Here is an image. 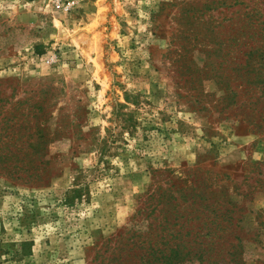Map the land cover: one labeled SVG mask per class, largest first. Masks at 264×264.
<instances>
[{
  "label": "rangeland",
  "instance_id": "1",
  "mask_svg": "<svg viewBox=\"0 0 264 264\" xmlns=\"http://www.w3.org/2000/svg\"><path fill=\"white\" fill-rule=\"evenodd\" d=\"M262 93L264 0H0V264H264ZM194 180L241 209L188 253Z\"/></svg>",
  "mask_w": 264,
  "mask_h": 264
},
{
  "label": "trees",
  "instance_id": "2",
  "mask_svg": "<svg viewBox=\"0 0 264 264\" xmlns=\"http://www.w3.org/2000/svg\"><path fill=\"white\" fill-rule=\"evenodd\" d=\"M180 62L182 65L181 67L184 66L186 68L183 69V71L180 69L181 67L178 68V73L181 72L182 74L187 75L193 72V67L187 65L184 57ZM176 78L182 79L180 74H176ZM262 94H260L259 97H256L255 102L259 101ZM233 95L238 96L239 94L238 92H233ZM227 96L228 95H226V97L223 99L225 100ZM226 100L229 101V98ZM260 116L263 117L262 114ZM261 122L262 121L255 122L252 131L255 129L257 130L259 126L261 127ZM262 172L263 171H261L259 174ZM193 182L196 184L195 180ZM199 184H196L194 188H187L172 182L170 186L165 188L164 194L159 193V201L156 203L157 207L159 203H166V207L160 208L159 214L156 215L154 219L159 221V227L163 225L165 229L171 230L169 233L171 237H176L172 233V231H176L174 227L180 225L187 228L185 235L191 238H189L187 241L183 240L182 244L187 249L188 253H190L191 250L186 243H194L196 241L195 238L197 235L213 237L217 231L228 232L229 230H232L233 227H231V225L233 224L234 217L241 209L236 204L228 202L226 199H223L220 196L216 198L210 192L209 185L201 184V182ZM75 192H79V190H76ZM155 194L156 193L151 194V199L155 200ZM242 219L243 216L240 213L237 221L240 222ZM239 226L242 227L241 225ZM178 233L183 235L184 228H180ZM193 236H195V238H193ZM147 237L149 238L148 245L146 244L144 247L147 248L146 253L148 254L146 255H148V261L150 258L154 259L156 254L163 253L164 250L159 247L156 238H152L150 235ZM170 252H172V254L177 253V247H171ZM165 254L167 255L168 253Z\"/></svg>",
  "mask_w": 264,
  "mask_h": 264
},
{
  "label": "built area",
  "instance_id": "3",
  "mask_svg": "<svg viewBox=\"0 0 264 264\" xmlns=\"http://www.w3.org/2000/svg\"><path fill=\"white\" fill-rule=\"evenodd\" d=\"M54 59H55L54 56H48L45 58V62L47 65H52L54 63Z\"/></svg>",
  "mask_w": 264,
  "mask_h": 264
}]
</instances>
